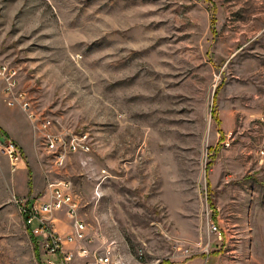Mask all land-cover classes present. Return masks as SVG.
I'll return each mask as SVG.
<instances>
[{"label":"rangeland","instance_id":"rangeland-1","mask_svg":"<svg viewBox=\"0 0 264 264\" xmlns=\"http://www.w3.org/2000/svg\"><path fill=\"white\" fill-rule=\"evenodd\" d=\"M0 52L31 111L91 146L53 162L0 81V264H52L21 201L63 241L85 224L55 264H264V0H0Z\"/></svg>","mask_w":264,"mask_h":264},{"label":"built area","instance_id":"built-area-1","mask_svg":"<svg viewBox=\"0 0 264 264\" xmlns=\"http://www.w3.org/2000/svg\"><path fill=\"white\" fill-rule=\"evenodd\" d=\"M0 81L4 83V93L6 97V101L8 106L13 107L16 105V103H19L20 106H22L28 113L30 119L33 121H37L39 123L41 132H42V142L44 146H46V149H55L54 155L56 156V160H60V158H64L65 154L67 152H70L72 154L74 153H82V154H88L90 152V143L89 142H83L80 140H77L76 138H73L70 136L68 140H66L65 135H56L53 133L52 129H54V122L51 120L47 119L44 116H38L35 112L31 111V104L29 101L26 99V94L24 93H17L16 89L18 87L19 83V71L16 69V67L10 66L9 63H6L4 61V57L2 56L0 52ZM57 127V126H56ZM7 154L13 162L14 167H18L19 162L21 161V152L19 147H16L14 144L9 143L6 147ZM71 187V184L68 181H65L63 183H60L58 186L55 187V191L57 193H64L63 190H66ZM57 200H59L58 206H61L62 200L59 198V196L62 197L60 194H56ZM64 198L67 200H70L69 195L64 194ZM28 203L30 202H23L21 201L20 203V209L22 215L25 216L27 219L26 226L28 227H33V233L35 236L38 237H43L45 239V244L48 243H55L56 249L61 247V242L60 244L56 242L54 236L49 234L48 232V226L45 225L47 219L42 218L40 214L47 215L49 213V206L48 204H43V205H36V206H29ZM56 204V203H55ZM40 224L41 227L36 229V225ZM44 227V229H42ZM79 230L76 231L74 236H70V240L74 239H81L83 237V230L84 226L81 224H78ZM213 229L217 232L218 227L214 226ZM37 230H42L41 232H38ZM218 233V232H217ZM36 237V238H38ZM62 248V247H61ZM50 253H55L52 251H49ZM86 250L81 249L80 250V255H85ZM69 258V257H68ZM51 263V262H50ZM110 259L109 257H98L95 259L94 264H110ZM53 264V263H52Z\"/></svg>","mask_w":264,"mask_h":264},{"label":"bare ground","instance_id":"bare-ground-1","mask_svg":"<svg viewBox=\"0 0 264 264\" xmlns=\"http://www.w3.org/2000/svg\"><path fill=\"white\" fill-rule=\"evenodd\" d=\"M3 94L5 95V93H4V90H3ZM28 117H29V114H26ZM29 119H30V117H29ZM39 124V123H38ZM38 130H39V132H41V129H40V127L38 128ZM37 131V130H36ZM41 134H42V132H41ZM10 143H12V144H14L16 147H18L15 143H13L12 141L10 142ZM7 147V146H6ZM5 147V148H6ZM90 152H91V148H90ZM50 154V153H49ZM74 154H78V153H74ZM6 155H8L7 154V151H6ZM52 157H53V162L56 160V156L55 155H51ZM21 157L23 158V156H22V154H21ZM9 162H10V164L11 165H13V162L10 160V158H9ZM72 191V190H71ZM72 193V192H71ZM70 193V191H69V198H70V201H72V202H74V200L72 199L74 196L72 195ZM61 199H65L64 197H62ZM50 204H60L59 203V200H57V196H56V194H52L51 195V198H50ZM60 201H62V200H60ZM49 202H45V203H42V204H38L37 202H35V203H33L32 201H30V203H28V205L29 206H38V205H43V204H48ZM75 205V204H74ZM71 208H70V210H71V215L76 211V209L74 208L75 206H73V205H69ZM23 218H24V222H25V226H26V222H27V219L25 218V216L23 215ZM47 219H49V220H51V218H52V216L50 217V216H47L46 217ZM46 224H49V228H48V231H51V232H54L55 233V240H56V242L57 243H61V242H69V243H71L73 240H70L69 241V239H70V236H67L66 238H65V241H63L60 237H59V234H57V232L55 231V229L53 228V225H52V222L51 221H46ZM45 224V225H46ZM80 224L82 225V226H84L85 227V224L83 223V221L82 222H80ZM36 229H38V228H40L41 227V225L38 223L36 226ZM26 228H27V230H28V232L31 234V236L32 237H38V236H35L34 235V233H33V227H27L26 226ZM42 229H44V227L42 228ZM38 232H41L42 230H37ZM58 237H57V236ZM39 238V237H38ZM40 239V238H39ZM43 241V244H42V246L43 247H41V250L42 251H44V253H50L49 251H52V252H55V253H53V254H51V255H49V260L47 261V262H51V263H53V264H55L54 262V260L52 259V258H54L55 259V257L57 256V255H59V253H61L62 254V252H63V248H61V247H59V248H57L56 249V247H55V243H48V244H45L44 245V243H45V240H42ZM67 242V243H68ZM74 242V241H73ZM86 250V249H85ZM52 259V260H51ZM45 264H47L46 262H45Z\"/></svg>","mask_w":264,"mask_h":264},{"label":"crops","instance_id":"crops-1","mask_svg":"<svg viewBox=\"0 0 264 264\" xmlns=\"http://www.w3.org/2000/svg\"><path fill=\"white\" fill-rule=\"evenodd\" d=\"M28 144H29V146H30V149L29 150H27L26 148H25V145H22L23 147H24V149H25V151L27 152V154L28 155H30L31 157H34L33 155H34V153H32V152H34L35 151V149L33 148V143L32 142H30V141H28ZM24 149H23V151H24ZM32 159V158H31ZM27 161L29 162V164H30V161H29V159H27Z\"/></svg>","mask_w":264,"mask_h":264},{"label":"trees","instance_id":"trees-1","mask_svg":"<svg viewBox=\"0 0 264 264\" xmlns=\"http://www.w3.org/2000/svg\"><path fill=\"white\" fill-rule=\"evenodd\" d=\"M3 135H4V136H3L2 138H4V137L6 138V137H7L6 134H3ZM5 138H4V139H5ZM29 234H30V233H29ZM30 235H31V234H30ZM31 237H32V236H31ZM32 238H33V237H32Z\"/></svg>","mask_w":264,"mask_h":264}]
</instances>
